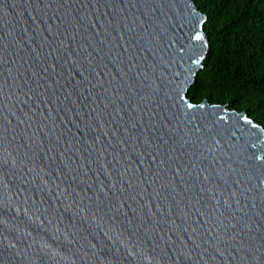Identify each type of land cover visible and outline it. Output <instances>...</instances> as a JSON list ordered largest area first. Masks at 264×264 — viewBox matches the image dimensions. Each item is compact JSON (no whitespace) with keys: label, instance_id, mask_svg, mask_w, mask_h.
Instances as JSON below:
<instances>
[{"label":"water","instance_id":"obj_1","mask_svg":"<svg viewBox=\"0 0 264 264\" xmlns=\"http://www.w3.org/2000/svg\"><path fill=\"white\" fill-rule=\"evenodd\" d=\"M194 0H0V264H264V126L190 90Z\"/></svg>","mask_w":264,"mask_h":264},{"label":"trees","instance_id":"obj_2","mask_svg":"<svg viewBox=\"0 0 264 264\" xmlns=\"http://www.w3.org/2000/svg\"><path fill=\"white\" fill-rule=\"evenodd\" d=\"M194 1L208 16L211 49L190 98L228 104L264 126V0Z\"/></svg>","mask_w":264,"mask_h":264}]
</instances>
